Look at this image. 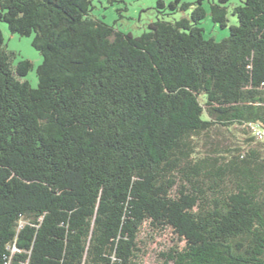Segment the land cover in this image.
Segmentation results:
<instances>
[{
	"label": "trees",
	"instance_id": "obj_1",
	"mask_svg": "<svg viewBox=\"0 0 264 264\" xmlns=\"http://www.w3.org/2000/svg\"><path fill=\"white\" fill-rule=\"evenodd\" d=\"M91 8L0 0L42 57L32 87L0 30V264H135L146 222L176 239L165 264H264V0L219 41L201 0H157L138 36Z\"/></svg>",
	"mask_w": 264,
	"mask_h": 264
},
{
	"label": "rangeland",
	"instance_id": "obj_2",
	"mask_svg": "<svg viewBox=\"0 0 264 264\" xmlns=\"http://www.w3.org/2000/svg\"><path fill=\"white\" fill-rule=\"evenodd\" d=\"M167 4L170 0H163ZM196 4L197 0H182ZM244 0H228L224 4L226 8V25L221 26L214 23L210 14V5L212 2L218 3L219 0H201V5L205 10V16L201 19L199 26L202 27L204 38H214L219 41L229 35L230 26L237 23L236 16L232 13L233 8L241 4ZM156 2L157 0H92L90 16L100 19L105 23L113 26L115 30L124 33H131L134 36L142 34L148 30L149 22L156 19ZM193 6H191L192 8ZM190 8L186 12H178L172 16H166V19L180 18L188 16ZM0 30L3 35L4 43L8 50L15 52L12 63L15 64L19 59L26 58L31 61L32 68L21 79L27 80L32 87L37 86L36 68L42 62V57L38 50L32 44L31 36H19L12 34L5 22L0 21ZM224 135L231 142L234 138L228 132ZM237 137V136H236ZM140 245L144 250L143 254L136 259L135 264H165L161 252L166 251L173 246L176 239L169 229L154 232L151 230L149 223H143L139 231ZM167 264H172L168 262Z\"/></svg>",
	"mask_w": 264,
	"mask_h": 264
},
{
	"label": "built area",
	"instance_id": "obj_3",
	"mask_svg": "<svg viewBox=\"0 0 264 264\" xmlns=\"http://www.w3.org/2000/svg\"><path fill=\"white\" fill-rule=\"evenodd\" d=\"M251 134L257 141L264 142V125L259 122L249 123Z\"/></svg>",
	"mask_w": 264,
	"mask_h": 264
}]
</instances>
